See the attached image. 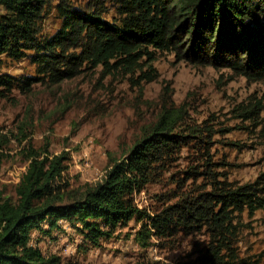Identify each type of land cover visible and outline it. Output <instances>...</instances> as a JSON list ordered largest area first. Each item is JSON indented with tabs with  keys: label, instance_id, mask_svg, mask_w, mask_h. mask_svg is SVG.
I'll return each instance as SVG.
<instances>
[{
	"label": "trees",
	"instance_id": "trees-1",
	"mask_svg": "<svg viewBox=\"0 0 264 264\" xmlns=\"http://www.w3.org/2000/svg\"><path fill=\"white\" fill-rule=\"evenodd\" d=\"M110 4L0 0V95L14 89L31 92L35 83L56 85L99 66L105 75L119 71L133 75L143 71L144 57L153 59V53L165 50L203 52L264 83V0H110ZM52 10L60 22L47 35L43 21ZM29 55L35 74L2 70L7 59ZM146 78H156L155 73ZM238 110L239 116L255 121L264 111V93ZM184 113V107L166 108L125 155L110 158L100 180L85 188L73 187L69 150L53 153L48 145L37 147L29 141L23 148L28 165L16 197L0 187V264H80L48 254L33 243L35 233L53 237L54 230L69 221L86 243L98 246L134 218L141 221L138 235L144 246L153 235L163 239L185 232L206 237L183 262L137 264H248L238 248L241 218L246 211L254 215L264 208V172L239 183L217 172L211 156L204 157V170L193 167L186 177L197 175L204 181L189 191L185 181L179 182L174 202L153 212L137 202L136 193L159 180L183 147L197 141L202 155H208L209 139L217 131L206 122L185 124ZM7 141L0 134V146Z\"/></svg>",
	"mask_w": 264,
	"mask_h": 264
},
{
	"label": "rangeland",
	"instance_id": "rangeland-1",
	"mask_svg": "<svg viewBox=\"0 0 264 264\" xmlns=\"http://www.w3.org/2000/svg\"><path fill=\"white\" fill-rule=\"evenodd\" d=\"M85 1L79 0L82 4ZM98 1L111 6L110 0ZM43 22V32L51 35L60 21L52 10ZM190 46L191 41L188 49ZM186 53L156 51L153 59L141 60L143 71L133 75L123 71L105 75L99 66L56 85L35 83L31 92L14 89L7 96L0 95V134L8 140L0 146V187L5 194L16 197L17 184L28 165L23 148L29 141L37 147L48 145L53 153L69 150L73 187L85 188L100 180L110 158L125 155L144 129L169 107H184L185 124L206 122L217 133L209 139L208 155H202L197 141L183 147L159 180L136 193L139 206L153 212L177 199L172 196L179 182L185 181L187 191L202 183L203 177L197 175L186 180L187 171L193 167L203 171L209 156L216 162L215 170L230 180H255L264 172V111L255 121L247 120L239 116L238 107L260 99L264 83L236 73L203 52ZM2 70L32 75L36 64L29 55L7 59ZM152 73L156 78H146ZM241 219V255L248 264H264V208L254 215L246 211ZM140 228L141 221L134 218L94 246L64 221L53 237L35 233L33 243L48 254L80 264L177 263L194 255L206 238L203 233L179 232L163 239L153 235L151 243L144 246L138 235Z\"/></svg>",
	"mask_w": 264,
	"mask_h": 264
}]
</instances>
